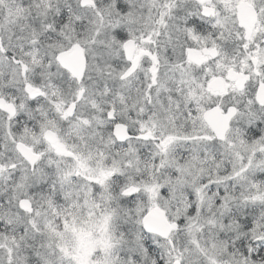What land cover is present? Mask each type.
I'll use <instances>...</instances> for the list:
<instances>
[{
  "label": "snow or ice",
  "instance_id": "6c2138e0",
  "mask_svg": "<svg viewBox=\"0 0 264 264\" xmlns=\"http://www.w3.org/2000/svg\"><path fill=\"white\" fill-rule=\"evenodd\" d=\"M0 264H264V0H0Z\"/></svg>",
  "mask_w": 264,
  "mask_h": 264
}]
</instances>
